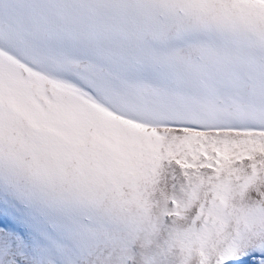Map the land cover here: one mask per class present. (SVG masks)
Listing matches in <instances>:
<instances>
[{
  "label": "bare ground",
  "instance_id": "bare-ground-1",
  "mask_svg": "<svg viewBox=\"0 0 264 264\" xmlns=\"http://www.w3.org/2000/svg\"><path fill=\"white\" fill-rule=\"evenodd\" d=\"M61 2V10L66 12L69 23L76 24L79 18L82 20L83 28L72 31L67 40L69 50L74 49L71 53L78 51L80 43H83L78 39L80 34L84 37H94L95 32L99 31L100 35L109 32L112 35L111 41L114 42L115 36L124 34L122 46H127V55L125 50H115L126 61H120L117 67L114 65L118 71L111 70L114 75L110 72L111 81L106 77L107 82L111 83L102 80L105 77L103 74V77L98 73L96 77H90V81L96 83V87L91 85L95 89L103 83L99 98L101 102H105L106 109L124 116L125 107L132 108V105H136L135 101H143L145 107L155 111L161 93L165 91L167 96L180 99L177 109H187L183 111L194 113V117L189 116L191 120L185 121L189 126L196 128L197 123L207 125L211 122H226V118H222L226 116L225 109L230 108L228 103H235L234 100H229L237 90H243L239 91L237 96L240 93L247 96L250 115L254 116L253 124L264 123V0ZM100 16L106 18V25L101 26L103 20ZM100 43L102 44V41ZM84 48L83 44L80 50ZM85 54L87 56V53ZM105 59L102 64L106 63ZM77 61L76 57L69 58L68 66L74 68ZM95 65L98 66L97 63ZM111 67L114 68L112 65ZM96 68L94 66L95 70ZM80 70H83V73L88 71L82 68ZM88 76L90 75L86 77ZM84 77L82 78L85 79ZM2 81L4 82V79ZM111 87H115L117 92H110ZM53 89L55 90V87ZM120 91L129 95L125 96L126 94L123 95ZM37 92L39 99L36 100H40L38 103L43 107L41 109L44 110V116L50 122L52 115L48 112H57V105L54 104L57 102L53 100V95L46 99L49 95L42 98L40 91ZM96 93L98 95L97 90ZM77 101H70L69 108H66L69 114L65 115L67 123L70 122L68 120L76 122L71 121L70 125L66 123L68 129L65 134V128L52 126L53 130L57 128L63 134L58 133V136L57 132L52 133L54 131L49 129L44 131L51 132L45 134L46 137L23 136L22 145L28 143L29 147L25 146L29 148L30 153L26 152L28 149L25 150L22 145L19 146L16 135L11 139L7 137V133L4 134L3 126L7 121L0 120V143H8L14 148L8 146L4 151L0 149V193L8 196L12 191V197L16 199L18 193L29 191V195L24 192V196L28 197L25 201L27 205L20 201V204H17L18 202L13 200L16 206L9 205L8 208L1 203L3 197L0 196V221L4 223V228L0 229V264H11L14 256H21L23 252L26 254L21 257V264H115L116 261H122L121 258L126 261L128 254L136 249L147 254L143 257V264H166L168 259L161 260L158 251L168 253L173 250L177 251L178 264L193 261L194 257L195 264H264V137L221 132L197 134L193 130L189 131L190 133L186 130L177 131L176 128L170 129L163 123L156 126L155 122L159 120L152 119L161 115L129 123L127 120L115 119L114 115L109 116L106 110H102V106L98 107L97 112L93 111V101L88 99L87 104L83 102L82 109L77 111ZM162 103L159 105L162 106ZM52 107L55 109L50 110ZM246 108L244 111L249 109ZM29 109L31 112H37V109L40 111L36 105ZM143 109L142 106L141 111ZM235 110L237 109L233 111ZM146 111L147 109L144 110ZM17 112L14 111L16 114ZM180 113L177 117L181 116ZM213 113L215 118L210 116ZM62 116L64 118V114ZM180 119L182 120L179 118L177 122H185ZM52 120L58 119L54 117ZM154 124L156 128L151 127ZM84 128L88 131L81 133ZM43 133L40 132L39 135ZM79 135L82 136L83 149L86 150V162L95 163L97 167L102 166L100 171L106 178V173L108 175L112 172L113 175L108 176L107 183L97 186L95 191H88L87 187H84L86 190L83 187L81 189L79 183H75L76 180L71 181L70 178L63 182L61 175L55 171L49 172L47 156L41 158L40 151L36 155L31 152L36 147L43 146L53 152L59 150V153L65 154L63 151L66 150V154L71 153L81 139ZM93 145L95 146L92 147ZM187 148L189 152L185 153ZM198 148H202L204 153H199ZM218 150L220 154H216ZM21 152L25 154H20ZM188 155L193 157L194 161L190 160ZM52 156L54 159V155ZM97 167L94 166L96 169ZM66 176L69 177L67 174ZM112 178L110 183L109 179ZM92 185L94 186V183ZM76 191L81 197L76 195ZM224 204L226 209H232V225L228 221L230 215H221ZM46 206L48 211L44 214L46 212L43 208ZM196 208H199V214L194 213ZM235 233L239 234L238 241ZM111 234H117L118 239H108ZM101 235L104 242L92 249L90 254L88 250L84 252L86 241L90 238L97 240ZM241 236L246 237L243 239ZM232 241L235 244L234 248H231L233 253L231 254V250L226 253V246L230 247ZM237 247L245 250L236 254ZM222 250H225V253H220ZM148 256L151 259H147Z\"/></svg>",
  "mask_w": 264,
  "mask_h": 264
},
{
  "label": "rangeland",
  "instance_id": "rangeland-1",
  "mask_svg": "<svg viewBox=\"0 0 264 264\" xmlns=\"http://www.w3.org/2000/svg\"><path fill=\"white\" fill-rule=\"evenodd\" d=\"M28 1V2H27ZM62 0H0V89H1V98H0V120H5L7 121V123H5V125L3 126L4 127V134L7 133V137H11L12 139V136L16 135L17 138L16 140H18L19 142V146H21L23 144V141H22V138L23 136H35V135H38L37 137L39 136H44L46 137L47 135L45 134H50L52 131V133H55L57 132V135L58 133H62L61 131H58L57 128L54 130L52 129L54 126H57V127H60L61 129L64 130V134L67 132V129H66V126L67 124L70 125V122H76V120H68L70 122L67 123V120H66V117L65 115H67L68 113L66 112L67 109L66 108H69V102H73L74 100L77 101V98L79 97V100L76 102L78 104L77 105V108L78 110L77 111H80L83 107L81 104L83 102L86 103V99H88L89 101L91 100L92 102V105L93 106V111L97 112V110H99V108L102 106V110H106V113L109 115V116H115L118 120H127V122L129 123H132L133 120L135 122H138L139 120L142 121V120H147V118H151L152 116L154 115H161L160 117H156L157 119H152V120H159L155 123H157L156 126H158L159 124H162L163 125H166V126H169L170 129H177V131H191L193 130L194 133H197V134H215V132H221V133H228V134H238V135H256V136H253V137H261L263 138L264 137V123L263 124H253L255 121L253 120V115L251 116L250 114V108L249 106L247 105V96L244 95V93H240L239 96H237L239 94V91L235 92V95L238 97H236L234 94V96L231 97V99L229 101H232L234 100L233 102H235L233 105H230L231 103H228L231 110H229L228 108L225 109L228 113H226L225 111V114L226 116L222 117L224 120H227L226 122H223L222 124H218V123H215V122H211L210 124H202V125H199L197 123V127L196 128H193L192 126H189L188 123L185 121V120H191L189 119V116L190 117H194V113H186L184 111H186L187 109H177V106L180 101V99L178 100L177 97H174L171 98L170 96H167L165 91L163 93H161L160 95V100L158 101V105H157V108L155 107V111H153V109L151 108H147L145 107L143 101H140V102H136L135 101V104L136 105H132V108L130 106H127L125 107L126 110L125 111V115H121L120 113L118 112H115V111H111L110 109H106L107 106H105V102H101L100 100V93L101 91L103 90V83L102 85H98L99 88L97 87V89H95L93 86L96 84L95 82L93 83L92 81H90V79L92 77H96L97 73L100 75L101 74V77H103V75H105V77H103V81H105L106 83L110 84L111 82H107V78H109V81H111V77L113 75L112 71L113 72H117L118 69L116 68L117 67V64L123 62L125 63V59L124 57H122V55H119L120 53L117 52L116 50L118 51H121V52H124L125 50V54L127 55V46L124 47L122 45V42L124 39L122 36H124V34L122 33H119L117 36H115V42L114 41H111V34H109V32L107 33H104L103 35H100L98 32H95V36L93 37H84V36H81V34L78 36V39L79 41L81 40L83 43H80L81 46H79L77 50H75L74 54L71 53L73 50L70 49L67 47V40L69 38V35L71 34L72 31L74 30H77L79 28H83L82 27V20L81 18H79V22L76 23V24H73V23H69L70 21L68 16L66 15V12H64V10H61V2ZM64 1V0H63ZM49 3V5H48ZM55 6V7H53ZM53 7V8H52ZM60 7V8H59ZM51 10V11H50ZM101 19L103 20V23L101 26H104L106 25L107 22H105V17L104 16H100ZM68 18V20H67ZM92 19V18H91ZM93 20V19H92ZM69 24H68V23ZM72 25V26H71ZM70 32V33H69ZM112 33V32H111ZM54 35V36H53ZM130 39H131V34H130ZM98 38V39H97ZM85 40H90V41H85ZM117 40V41H116ZM102 41V44L100 43ZM110 41V42H109ZM102 45H100L99 43ZM119 45H118V43ZM121 42V43H120ZM107 43V44H106ZM111 43V44H109ZM84 44V50H80L82 48ZM109 44V45H108ZM113 44V46H111ZM115 44V45H114ZM121 44V45H120ZM111 46V47H109ZM110 48V49H109ZM67 49V50H66ZM101 49V50H100ZM103 49V50H102ZM114 49V50H113ZM116 49V50H115ZM91 51V52H90ZM93 52V53H92ZM94 52H98V54H94ZM87 53V56L85 54ZM89 53V54H88ZM114 53V54H113ZM119 53V54H118ZM68 54V55H67ZM71 54V55H69ZM76 54V55H75ZM92 54V55H91ZM58 55V57H57ZM80 56V58L78 56ZM119 55V59H117V57L115 56ZM71 56V57H70ZM95 56V57H94ZM103 56V57H102ZM114 57L113 59L111 57ZM77 58V62L76 64L74 65V70L71 71V67L68 66L70 65L68 62H69V58ZM91 57V59L89 60V58ZM108 61H106V59ZM99 58V60H98ZM105 59V64H102L104 63L103 59ZM111 58V59H110ZM116 58V59H115ZM4 59V60H3ZM66 59H68L66 61ZM80 59V60H79ZM93 59V61H92ZM6 60V61H5ZM10 60V61H9ZM101 60V61H100ZM113 60V61H112ZM118 60V61H117ZM9 61V62H8ZM37 61V62H36ZM64 61L67 63H64ZM88 61V62H87ZM89 61H92V62H89ZM100 61V62H99ZM117 61V62H115ZM11 62V63H10ZM88 64L86 65L85 64ZM98 64V66H96L95 64ZM8 64V65H6ZM110 64V65H108ZM39 65V67L37 66ZM67 65V66H66ZM93 65V66H92ZM105 65V67L103 66ZM107 65V66H106ZM111 65L116 68H112ZM116 67H115V66ZM8 66V67H7ZM17 66V67H16ZM40 66H42V68H40ZM63 66V67H62ZM85 66V67H84ZM92 66V67H91ZM94 66L96 68V70L94 69ZM101 66H103V68H100ZM108 66L110 68H108ZM36 67V68H35ZM38 67V68H37ZM46 67V68H45ZM68 67H70L68 69ZM85 70H88L89 72H91L90 74H88L89 72L88 71H85L84 73L82 72L83 70H80L81 68ZM87 67V68H86ZM91 69L93 68L91 71L88 69ZM40 68V70H39ZM45 68V69H44ZM86 68V69H85ZM126 68V66L124 67ZM24 69V70H23ZM32 69V70H31ZM41 69H43V71H41ZM47 69V70H46ZM76 69V70H75ZM99 69V70H98ZM108 69V70H107ZM12 70V72H11ZM29 71L28 73L26 72ZM35 70V71H34ZM102 70H105V71H102ZM112 70V71H111ZM33 71V72H32ZM44 71H46L47 73H45ZM81 71V72H80ZM101 71V72H100ZM5 72V73H4ZM7 72V73H6ZM100 72V73H99ZM111 72V74H110ZM130 72V71H129ZM45 73V74H44ZM75 73V74H74ZM20 74V75H19ZM84 74V76L82 75ZM90 75L88 76V78L86 77L87 75ZM103 74V75H102ZM107 74V75H106ZM111 76H110V75ZM115 74V73H114ZM7 75V76H6ZM33 75V76H32ZM38 75V76H37ZM23 76V77H22ZM30 76V77H28ZM49 76V77H48ZM52 76V78L50 77ZM54 76V77H53ZM56 76V78H55ZM84 77L85 79H83L82 77ZM109 76V77H108ZM114 76V75H113ZM21 77V78H20ZM34 77V78H33ZM44 77V78H43ZM48 77V78H46ZM91 77V78H90ZM107 77V78H106ZM4 79V82L2 81ZM24 81H23V79ZM30 78V80H29ZM41 78V80H40ZM44 80H43V79ZM65 78V80H64ZM2 79V80H1ZM10 79V80H9ZM15 81H14V80ZM33 79H36V80H33ZM51 79V80H50ZM41 82H40V81ZM54 80V81H53ZM59 80V81H57ZM62 80V82H61ZM72 80V81H71ZM88 82H91L88 83ZM8 81V82H7ZM42 81H44L42 83ZM45 81H48V82H45ZM58 83H57V82ZM10 82V83H9ZM25 82V83H23ZM32 82V83H31ZM36 82V83H35ZM53 82V83H52ZM104 82V84H106ZM11 83H15L14 85H10ZM19 83H21L19 85ZM35 83V84H34ZM52 83V84H51ZM64 83V84H63ZM4 84V85H2ZM9 84V85H8ZM23 84V86H22ZM31 84V85H30ZM34 84V85H33ZM62 84V85H61ZM77 84V85H76ZM94 84V85H93ZM16 85V86H15ZM19 85V86H18ZM37 85V86H36ZM42 85V86H41ZM44 85V86H43ZM68 85V86H67ZM73 85V86H72ZM93 85V86H91ZM4 86V87H3ZM22 89H21V87ZM36 86V87H35ZM51 86V87H50ZM53 86V87H52ZM16 87H19L16 89ZM39 87H42L43 89V92H42V89ZM55 87V90L53 89ZM70 87V88H69ZM77 87V88H76ZM96 87V85H95ZM3 88V89H2ZM6 88H8L6 90ZM51 88V89H50ZM68 88V89H67ZM115 88V87H114ZM112 88L109 89V91H114V92H117V89L115 88ZM19 89V90H18ZM32 89V90H31ZM38 89L40 92V96L42 98L45 97L46 99H48L50 97V95H53V100L57 103H54L56 104L57 106V112H48L50 115H52V119L54 117H57L58 120H50V122L46 119V117L44 116V110L41 109L43 108L41 106L40 103V100H36V99H39V95H37L36 93H38L36 90ZM46 89V90H45ZM49 89V90H47ZM53 89V91H52ZM77 89V90H76ZM99 89V90H98ZM101 89V90H100ZM9 90V91H8ZM14 90V91H13ZM17 90V92H16ZM24 90V91H23ZM76 90V92H75ZM96 90L98 92V95L96 93ZM8 91V92H7ZM46 91V92H45ZM55 91V93H54ZM56 91H58L57 93H60V94H57ZM67 93H66V92ZM74 91V93H73ZM78 91V92H77ZM80 91V92H79ZM87 91V92H86ZM90 91V92H89ZM100 91V93H99ZM13 92V93H12ZM31 92V93H30ZM62 92V93H61ZM69 92V94H68ZM95 92V94H93ZM124 92V93H123ZM120 91L119 93H122L123 95L127 96L128 93H126L125 91ZM240 92H243V90H241ZM10 93V94H9ZM17 95H16V94ZM18 93L20 95H18ZM27 93V95H26ZM43 93V94H42ZM5 96H4V95ZM12 94V95H11ZM73 94L76 96L74 97ZM79 94V95H78ZM90 94V95H89ZM117 96L119 94L115 93ZM3 95V97H2ZM22 95V96H21ZM44 95V96H43ZM84 95V96H83ZM129 95V94H128ZM243 97H242V96ZM17 96V98H16ZM33 96V97H32ZM56 96V97H55ZM61 96V97H60ZM94 96H97V97H94ZM120 96V95H119ZM241 96V97H240ZM20 97V98H19ZM32 97V98H31ZM35 97V98H34ZM67 97V98H66ZM236 97V99H235ZM22 98V99H21ZM27 98V99H26ZM73 98V99H72ZM75 98V99H74ZM90 98V99H89ZM102 98V97H101ZM163 98V99H162ZM177 98V100H176ZM233 98V99H232ZM4 99V100H3ZM13 99V100H12ZM15 99V100H14ZM21 99V100H20ZM56 99V100H55ZM66 99V100H65ZM141 99V98H140ZM162 99V100H161ZM168 99V100H167ZM171 99V100H170ZM173 99V101H172ZM239 99V101H238ZM243 99V100H242ZM246 99V100H245ZM35 100V101H34ZM95 100V101H94ZM237 100V101H235ZM4 101V102H3ZM9 101H14L13 103L12 102H9ZM20 101H24L23 102H20ZM25 101H29L28 104L27 102ZM37 101V102H36ZM66 101V102H65ZM79 101H82V102H79ZM129 101V100H128ZM127 101V103H128ZM160 101H163L162 103V106L159 105L161 104ZM166 101V102H165ZM175 101V102H174ZM185 101V100H184ZM245 104H243L242 103ZM65 102V103H64ZM183 102V101H182ZM239 102V103H238ZM242 105H241V103ZM13 107H11V104ZM21 103V104H20ZM60 103V104H59ZM100 103L102 105H100ZM138 103V104H137ZM140 103V104H139ZM169 104L168 106L166 104ZM190 103V102H189ZM20 104V105H19ZM36 107L38 106L40 108V111L38 112V109H37V112L35 111H29L30 109L29 108H32V107ZM40 104V106H39ZM62 104V105H61ZM66 104V106H65ZM68 104V105H67ZM87 104V103H86ZM142 104V105H141ZM164 104V105H163ZM176 104V105H175ZM17 105V106H16ZM25 107H24V106ZM96 105V106H95ZM104 105V106H103ZM166 105V106H165ZM189 105L192 106V104L190 103ZM240 105V106H239ZM4 106V107H3ZM21 106V107H19ZM61 106V107H59ZM137 106H140V107H137ZM142 106L144 107L143 111L142 110ZM163 109L160 108V107ZM173 106V107H171ZM232 106V107H231ZM237 108H236V107ZM239 106V107H238ZM244 106V107H243ZM7 107V109L5 108ZM12 109H11V108ZM17 107V108H16ZM63 107V109H62ZM99 107V108H98ZM166 107V109L164 108ZM240 107L242 109H240ZM249 109H247V108ZM5 108V109H4ZM14 108V109H13ZM24 108V109H23ZM80 108V109H79ZM95 108V109H94ZM104 108V109H103ZM174 109L171 110V109ZM244 108H246L247 110L244 111ZM11 109V110H10ZM18 109V110H16ZM19 109H21L19 111ZM25 109H29L28 111L25 110ZM55 108L52 107L50 110H54ZM131 109V110H130ZM139 109V110H138ZM147 109L146 112H144V110ZM156 109H158L156 111ZM159 109L161 111H159ZM177 109V110H176ZM234 109H237L235 111H233ZM7 110V111H6ZM17 112L14 113V111ZM26 112H25V111ZM59 110V111H58ZM137 110V111H136ZM169 110V111H168ZM179 110V112H178ZM182 110V112L180 113V111ZM190 110V108H189ZM238 110L240 112H238ZM242 110V112H241ZM13 111V113H12ZM62 111V112H61ZM232 111V113H230ZM20 112V113H19ZM23 113H27V114H22ZM34 112V113H33ZM60 112V113H59ZM130 112V114L128 113ZM156 112V114L154 113ZM159 112V113H158ZM171 112V113H170ZM237 112V113H235ZM244 112V113H243ZM9 113V114H7ZM36 113V114H35ZM55 113V114H54ZM64 114V118H62V114ZM67 113V114H66ZM134 113V114H133ZM181 114V116L177 117L178 114ZM186 113V114H185ZM241 113V115L239 114ZM167 114V115H166ZM168 114L170 115L168 117ZM228 114H234V115H229ZM237 114V115H236ZM239 114V116H238ZM251 116H249V115ZM39 115V117H38ZM54 115H58V116H54ZM69 115V114H68ZM142 115V116H141ZM148 115V117H147ZM176 115V116H174ZM192 115V116H191ZM202 115V114H201ZM200 115V116H201ZM236 115V116H235ZM242 115H245L244 117ZM248 115V116H247ZM10 116V117H9ZM31 116V117H30ZM36 116V117H35ZM113 116V117H114ZM128 116H132L131 118H129ZM204 116V115H202ZM201 116V117H202ZM210 116H213L215 118V114L213 113V115H210ZM6 117V118H5ZM35 117V118H34ZM42 117V119L40 118ZM143 117V118H142ZM144 117H146V119H144ZM164 117V118H163ZM169 119H168V118ZM175 117V118H173ZM197 117V116H196ZM231 117V118H229ZM237 117V118H235ZM246 117V118H245ZM248 117V118H247ZM40 118V119H39ZM137 121H136V119ZM162 118V119H161ZM167 118V120L165 119ZM178 118V119H177ZM179 118H182L181 121H185V122H177L179 121ZM221 118V119H222ZM242 118V119H241ZM245 118V119H244ZM31 119V120H30ZM37 119V120H36ZM62 119V120H61ZM142 119V120H141ZM175 119V120H174ZM236 119V120H234ZM9 120V121H8ZM162 120V122H161ZM169 120V121H168ZM203 120V119H202ZM205 120V119H204ZM214 120V119H213ZM217 120V118H216ZM215 120V121H216ZM229 120V121H228ZM231 120V121H230ZM252 120V121H250ZM45 121V122H44ZM52 121V122H51ZM168 121V123H167ZM49 122V123H48ZM65 122V123H64ZM78 122H80V120H78ZM39 123V124H38ZM54 123V124H53ZM67 123V124H66ZM182 123V124H181ZM43 124V125H42ZM178 124V125H177ZM193 124V123H191ZM38 125V126H37ZM49 125V126H48ZM195 125V124H194ZM199 125V126H198ZM220 125V126H219ZM48 126V127H47ZM53 126V127H52ZM39 127V128H37ZM151 127L153 128H156L155 127V124L154 125H151ZM183 127V129H182ZM20 128V129H19ZM59 128V129H60ZM185 128V129H184ZM218 128V129H217ZM39 129V130H38ZM50 129V133L49 132H44V131H48ZM52 129V130H51ZM86 129V130H85ZM7 132H6V131ZM10 130V131H9ZM38 132H37V131ZM43 130V131H42ZM71 130V129H70ZM33 131V133H32ZM43 133L42 135H39L40 132ZM83 131H88L87 128H84L81 130V133ZM192 132V131H191ZM85 133V132H84ZM190 133V132H189ZM27 134V135H26ZM59 136V135H58ZM81 136V135H79ZM19 137V138H18ZM37 137H36V140H37ZM21 138V139H20ZM80 139V138H79ZM81 142V143H80ZM82 136H81V139L79 140L78 144L76 145V149L71 152V153H67L66 150H64L63 152L65 154H62V153H59V150H55V152L53 151H49L47 150L46 148H44L43 146H40L41 148H37L31 152H33V155H36V154H39V151H40V154H39V157L41 158H44L45 156H47V162H49L50 164V169H49V172L50 171H55V173H58L59 175H61V180H63V182L66 181V179H71V181L73 180L75 183H79V187H83V189H85L84 187H87L88 191H90L92 189V191L96 190L99 186H103L102 184H105L107 183L106 181L108 176H113L112 175V172L108 175L106 173V176L107 178L101 173L100 170L102 166H98L95 165V163H92L90 164V161L89 162H86L87 161V157H86V150L83 149V143H82ZM75 143V142H74ZM28 144V143H27ZM25 144L27 147H29V144L27 145ZM76 144V143H75ZM87 144V143H86ZM25 145H22L21 147H24L25 150L28 149V153H30V150L29 148H27ZM9 146L8 143H0V149L1 150H5L7 147ZM87 146V145H86ZM95 145H93L92 147H94ZM5 147V148H4ZM10 147V146H9ZM91 147V148H92ZM12 148V147H10ZM14 149V148H12ZM95 149V148H94ZM188 149V148H187ZM24 150V151H25ZM197 151H199V153H204L202 152L203 149L202 148H198ZM48 152V153H47ZM186 152H189V149L188 151H185ZM218 152V153H217ZM25 154V152H21L20 154ZM42 153V154H41ZM58 153V155H57ZM216 154H220V151H216ZM28 155V154H27ZM30 155V154H29ZM54 155V159H53V156ZM51 156V157H50ZM57 156V157H56ZM63 156V157H62ZM186 156V155H184ZM84 159H83V158ZM190 160L194 161V158L191 157V156H187ZM52 158V159H51ZM67 158V160H66ZM86 158V159H85ZM205 158V156H204ZM36 159V158H35ZM49 160V161H48ZM56 160V161H54ZM46 161V160H45ZM54 161V162H53ZM79 161V162H78ZM94 162V160H92ZM63 162V163H62ZM81 162V163H80ZM57 163V164H56ZM52 165V167H51ZM58 165V166H57ZM55 166V167H54ZM97 167L96 168H94ZM54 167V168H53ZM56 168V169H55ZM85 171V172H84ZM97 171H100L97 172ZM48 172V173H49ZM93 172V173H92ZM69 175L68 176H66ZM78 174V175H77ZM56 175V176H57ZM66 177V178H65ZM68 177V178H67ZM75 177V178H74ZM84 177V178H83ZM110 183L111 181H113V178L112 180L109 179ZM86 181V182H85ZM92 183H94V186L92 185ZM100 183V184H99ZM96 184V185H95ZM109 184V183H108ZM90 185V186H89ZM92 185V186H91ZM98 186V187H97ZM75 187V186H74ZM91 187V188H90ZM9 188V187H8ZM8 191H10V189H8ZM82 189V188H81ZM86 190V189H85ZM21 192V190H19ZM26 195H29V191L26 190L24 191ZM24 192H22L23 194L21 193H18L16 195V199H14L12 196H13V192L10 191L6 196L5 193H0V196L3 197L2 198V201L1 203L5 204L6 207L9 208V205L10 206H16L14 204V201L17 203V204H20V202L26 204L25 201L28 200V197L24 196ZM77 192V191H76ZM78 193V192H77ZM76 194V193H75ZM20 195V197H19ZM78 197H81V195L78 193L76 194ZM22 196V197H21ZM24 197V198H23ZM27 199H26V198ZM22 199V200H21ZM24 199V201H23ZM8 200V201H7ZM10 200V201H9ZM14 200V201H13ZM20 201V202H19ZM27 205V204H26ZM25 205V207H26ZM228 206V205H227ZM24 208V207H23ZM229 208V207H228ZM45 209V211L43 210ZM42 211L46 212L44 214H47V211H48V208L46 206V208H43ZM198 209V210H197ZM235 209V208H234ZM203 210H204V207H203ZM197 211V212H196ZM232 209H226L225 207V204H224V207L222 208L221 210V215L224 216V217H228L230 215V218H228L229 220V223L230 225L233 224L234 220L233 218H231V213ZM194 213L195 214H199V208H196V210H194ZM204 213V211H203ZM87 220V219H86ZM89 221V220H87ZM0 229H3L4 228V223L0 221ZM88 226V225H87ZM90 230V229H89ZM20 231V235H21V229L19 230ZM113 235V236H112ZM117 234H111V235H108V239H118V235L116 236ZM236 235V238L239 237L238 233H235ZM110 236V237H109ZM242 237V236H241ZM240 237V238H241ZM246 237V236H245ZM245 237H242L243 239H245ZM239 238V239H240ZM101 239V240H99ZM99 240V241H98ZM101 241V242H100ZM237 241H238V238H237ZM104 242V239L102 238V235L99 236L96 240V238H90L88 241H86L87 244H85L86 246V249L84 250L87 251L88 253L89 252H92L91 250L92 249H95L96 246H100L99 244H102ZM232 245L229 247V246H226V253L228 251L231 250V254L233 253V250L231 248H234L235 244H234V241L231 242ZM238 243V242H237ZM234 244V246H233ZM245 250L244 248L242 247H237L236 248V254L240 253L241 251ZM134 250V251H131L129 254H128V258H126V261L124 259L121 258L122 261H116L115 264H143L142 261H143V257L147 256V254L145 253H142L140 252L139 250L137 251ZM173 250L171 253L168 252H164L163 251H158V256L161 260H165V259H168L166 264H178L179 261H177L178 259L176 258V253L177 251ZM223 250L220 252H224ZM86 252V254H87ZM160 252V253H159ZM224 252V253H225ZM25 252L22 253V255L20 256L19 255H16L14 256V258L12 259V262L11 264H21V257H24L25 256ZM90 254V253H89ZM223 254V253H222ZM230 254V253H229ZM132 255V257H131ZM163 255V256H162ZM168 256V257H167ZM236 256V255H235ZM233 256V257H235ZM174 257V259H173ZM165 258V259H164ZM147 259H151V257H147ZM146 259V260H147ZM177 259V260H176ZM174 260V261H173ZM175 262V263H174ZM196 262V257L193 258V261H190V262H187V263H183V264H195ZM198 262V261H197Z\"/></svg>",
  "mask_w": 264,
  "mask_h": 264
},
{
  "label": "water",
  "instance_id": "water-1",
  "mask_svg": "<svg viewBox=\"0 0 264 264\" xmlns=\"http://www.w3.org/2000/svg\"><path fill=\"white\" fill-rule=\"evenodd\" d=\"M243 264H246V263H243Z\"/></svg>",
  "mask_w": 264,
  "mask_h": 264
}]
</instances>
